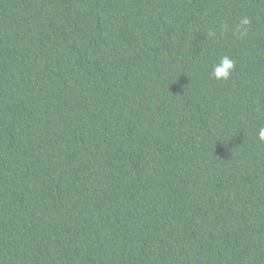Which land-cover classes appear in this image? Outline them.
<instances>
[{
	"label": "trees",
	"instance_id": "1",
	"mask_svg": "<svg viewBox=\"0 0 264 264\" xmlns=\"http://www.w3.org/2000/svg\"><path fill=\"white\" fill-rule=\"evenodd\" d=\"M260 126L264 0H0V264H264Z\"/></svg>",
	"mask_w": 264,
	"mask_h": 264
},
{
	"label": "clouds",
	"instance_id": "2",
	"mask_svg": "<svg viewBox=\"0 0 264 264\" xmlns=\"http://www.w3.org/2000/svg\"><path fill=\"white\" fill-rule=\"evenodd\" d=\"M250 24V18H241L236 28L237 34L240 37H246L248 35L247 26ZM235 68L236 61L232 57L225 55L221 57L219 62L213 66L211 76L217 81H227L231 78L232 73L235 71ZM258 138L260 141H264V126H260L258 128Z\"/></svg>",
	"mask_w": 264,
	"mask_h": 264
}]
</instances>
